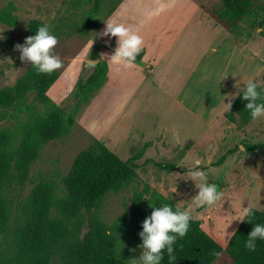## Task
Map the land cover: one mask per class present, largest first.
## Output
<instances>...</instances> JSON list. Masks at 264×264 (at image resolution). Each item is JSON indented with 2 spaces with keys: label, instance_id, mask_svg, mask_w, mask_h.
Segmentation results:
<instances>
[{
  "label": "rangeland",
  "instance_id": "obj_1",
  "mask_svg": "<svg viewBox=\"0 0 264 264\" xmlns=\"http://www.w3.org/2000/svg\"><path fill=\"white\" fill-rule=\"evenodd\" d=\"M193 1L204 16H215L227 26H222L224 40L212 30V23L194 27L197 17L187 21L185 13L184 21L177 22L185 28L181 35L167 36L169 40L178 39L169 54L179 56V47L186 38H199L193 40L187 59H179L180 69L163 75L161 69H156L151 75L143 64L137 70L139 80L124 85L126 93L108 84L107 70L104 85L79 107L71 131L42 148L31 166L29 183L22 192L11 195L14 206L40 179L60 182L77 153L98 140L123 161L135 158L138 166L132 184L104 198L97 213L108 225L128 212L133 190H141L145 184L169 198L175 207L189 211L206 234L221 242L226 219L235 213L239 203L246 206L248 201L255 209H264V148L254 154L238 149L241 143L264 144V117L245 126L229 123L220 104L225 92L237 90L235 84L243 87V81L249 78L264 81V25H259L264 18V0H238L244 2V10L233 20L219 18L225 12L226 0ZM9 2L15 6L18 24L8 27L0 23V34L6 37L0 41V89L12 86L29 68L30 62L20 61L14 45L23 44L27 23L37 19L50 24L57 35L53 53L62 61V67L56 70L59 77L47 95L68 111L75 104L73 92L78 80L91 72L86 64L94 44L90 47V41L95 33L103 32L115 0L103 1L97 14L101 27L86 31L80 26L90 14L93 0H0V9ZM95 40L102 45L100 60L106 62L104 54L114 50L108 46V36L97 35ZM28 102L35 104L32 96ZM5 116L0 128L12 131L25 118L16 109L5 110ZM174 133L181 143L175 142ZM209 144L214 145L211 151ZM197 157L202 160L200 167L209 174V183H216L224 193L220 208H192L191 199L198 192L195 182L177 177ZM239 223L233 221L228 230L236 229ZM119 249L129 263L142 254V249L129 239L122 240ZM213 264L233 263L222 252Z\"/></svg>",
  "mask_w": 264,
  "mask_h": 264
},
{
  "label": "trees",
  "instance_id": "obj_2",
  "mask_svg": "<svg viewBox=\"0 0 264 264\" xmlns=\"http://www.w3.org/2000/svg\"><path fill=\"white\" fill-rule=\"evenodd\" d=\"M104 0H93V8L81 24L82 31L99 29L97 18ZM123 0H115L108 12L111 15ZM244 2L226 0L225 12L219 18L233 20L243 13ZM15 6L9 2L0 9V23L8 27L18 24ZM215 17V16H214ZM220 26L221 20L214 18ZM43 22L30 20L26 37ZM264 25V18L260 21ZM227 27V26H226ZM102 45L95 40L90 54V74L80 78L73 96L75 104L68 111L54 104L47 92L55 84L59 73H37L29 68L12 86L0 89V123L5 110L16 109L25 117L9 130L0 128V264H130L120 253L121 241L129 239L138 246L142 221L150 215V204L159 207L169 198L145 184L133 190L126 214L111 225L98 215L106 195L116 193L132 184L136 178L135 158L123 161L102 142L93 140L77 153L68 173L60 182L40 179L29 193L14 206L11 195L22 192L30 181L32 164L42 148L55 139L67 135L75 125L79 107L104 85L107 63L100 60ZM144 56V49L136 63ZM29 96L35 104L28 102ZM239 97L223 116L229 123L247 125L252 119ZM245 151L254 154L264 144H244ZM12 207L13 210H12ZM187 234L176 241L175 264H213L224 252L233 264H264V241H257L254 252L244 247V241L254 223H264V209H255L253 222H240L236 236L225 247L213 239L197 220H190ZM161 264H168L167 254Z\"/></svg>",
  "mask_w": 264,
  "mask_h": 264
},
{
  "label": "clouds",
  "instance_id": "obj_3",
  "mask_svg": "<svg viewBox=\"0 0 264 264\" xmlns=\"http://www.w3.org/2000/svg\"><path fill=\"white\" fill-rule=\"evenodd\" d=\"M2 31L0 30V33ZM97 35L117 38V46L114 50L110 54H104L106 63L123 65L125 68H131L135 65L144 44L142 36L136 31L122 23L105 20L103 32L95 33V36L90 41V47ZM5 39L6 37L0 34V41ZM57 43L58 37L52 31L51 25L42 23L36 28L33 35L25 37L23 44L17 43L14 48L19 52L20 61L30 62V65L37 73L50 74L62 67V61L58 55L53 53ZM87 62L89 64L92 63L91 60ZM234 87L237 89L236 91L225 92L220 97L222 111L229 112L233 102L239 97L247 101L244 108L248 111L252 120L264 117V81L249 78L243 81V87L240 84H235ZM173 139L175 142L181 143L178 134L174 133ZM186 139L187 137L183 139V143ZM213 148L214 145H208L209 151ZM238 149L239 152L245 153L243 143L238 145ZM201 164L202 160L200 158H193L190 167L185 170L182 176L178 173L177 177H185V180L191 179L195 182L198 192L191 199L192 208L206 206L220 208L223 203L224 193L216 183H209V174L200 167ZM150 207L152 211L142 221V230L138 233L141 240L139 247L142 249V254L139 259L132 260L130 264H161L165 254H167L168 264H175L177 256L174 246H176V241L179 238H183L187 234L190 226L189 222L192 218L191 214L189 211L181 210L179 207L174 208L169 203L160 204L159 207L150 204ZM254 216L255 207L253 204L247 201L246 206H243L242 202L239 203L235 213L228 215L226 223L221 230L220 236L223 245L227 247L233 237L236 236L237 229L228 230L233 221L238 223L253 222ZM257 241H264V223L253 224L247 234V239L244 241V247L248 251L254 252L257 248Z\"/></svg>",
  "mask_w": 264,
  "mask_h": 264
},
{
  "label": "crops",
  "instance_id": "obj_4",
  "mask_svg": "<svg viewBox=\"0 0 264 264\" xmlns=\"http://www.w3.org/2000/svg\"><path fill=\"white\" fill-rule=\"evenodd\" d=\"M163 0H123L115 11L108 16V20L116 23H122L132 30L136 31L142 36L144 40L143 49L144 56L135 63L131 68H125L123 65H114L108 63V84H112L123 93L128 92L125 84H134L138 78V69L144 64L145 70L151 68L148 74H153L156 69H161L163 73H171L180 69L178 61L183 56L184 59L188 57V49L194 39L199 37L189 36L185 42L179 47L178 54H169V51L175 45V38L167 39L170 34L181 35L184 26L177 25L185 19V13H188V19L197 17L194 27H201V25L212 23V30L222 36L224 40V29L217 24L214 19L204 16L202 8L193 0H167V3L160 4ZM162 9V10H160ZM159 10V11H158ZM165 13V14H164ZM176 25H173V23ZM192 22V20H191ZM173 27V28H172ZM172 28V29H171ZM195 41V40H194ZM198 45H200L198 43ZM108 46L114 49L117 46L116 37H108ZM192 50V49H190ZM183 66V65H182ZM114 74L112 75L111 73ZM124 73L126 75H124ZM160 75L158 74L157 78ZM127 77V78H126Z\"/></svg>",
  "mask_w": 264,
  "mask_h": 264
},
{
  "label": "water",
  "instance_id": "obj_5",
  "mask_svg": "<svg viewBox=\"0 0 264 264\" xmlns=\"http://www.w3.org/2000/svg\"><path fill=\"white\" fill-rule=\"evenodd\" d=\"M86 64H88V65H94L95 64V61H92L91 64H89L88 62Z\"/></svg>",
  "mask_w": 264,
  "mask_h": 264
},
{
  "label": "built area",
  "instance_id": "obj_6",
  "mask_svg": "<svg viewBox=\"0 0 264 264\" xmlns=\"http://www.w3.org/2000/svg\"><path fill=\"white\" fill-rule=\"evenodd\" d=\"M151 71V68H148V72H150Z\"/></svg>",
  "mask_w": 264,
  "mask_h": 264
}]
</instances>
